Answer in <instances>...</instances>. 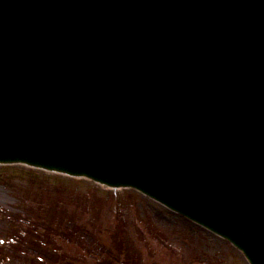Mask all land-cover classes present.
<instances>
[{"label":"water","instance_id":"obj_1","mask_svg":"<svg viewBox=\"0 0 264 264\" xmlns=\"http://www.w3.org/2000/svg\"><path fill=\"white\" fill-rule=\"evenodd\" d=\"M134 187L264 264V0H0V163Z\"/></svg>","mask_w":264,"mask_h":264},{"label":"rangeland","instance_id":"obj_2","mask_svg":"<svg viewBox=\"0 0 264 264\" xmlns=\"http://www.w3.org/2000/svg\"><path fill=\"white\" fill-rule=\"evenodd\" d=\"M0 264L249 263L140 192L13 164L0 165Z\"/></svg>","mask_w":264,"mask_h":264}]
</instances>
